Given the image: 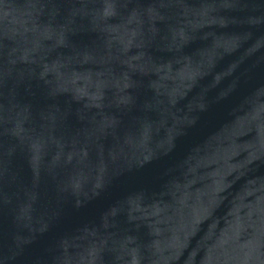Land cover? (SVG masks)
<instances>
[{
  "label": "water",
  "instance_id": "95a60500",
  "mask_svg": "<svg viewBox=\"0 0 264 264\" xmlns=\"http://www.w3.org/2000/svg\"><path fill=\"white\" fill-rule=\"evenodd\" d=\"M0 264H264V0H0Z\"/></svg>",
  "mask_w": 264,
  "mask_h": 264
}]
</instances>
